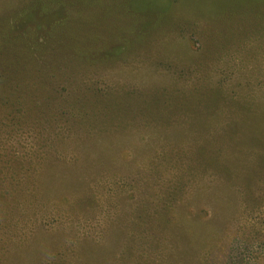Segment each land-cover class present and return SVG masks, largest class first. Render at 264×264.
<instances>
[{
  "label": "rangeland",
  "instance_id": "rangeland-1",
  "mask_svg": "<svg viewBox=\"0 0 264 264\" xmlns=\"http://www.w3.org/2000/svg\"><path fill=\"white\" fill-rule=\"evenodd\" d=\"M128 6L0 0V264H264V0Z\"/></svg>",
  "mask_w": 264,
  "mask_h": 264
},
{
  "label": "trees",
  "instance_id": "trees-1",
  "mask_svg": "<svg viewBox=\"0 0 264 264\" xmlns=\"http://www.w3.org/2000/svg\"><path fill=\"white\" fill-rule=\"evenodd\" d=\"M135 2V0H134ZM168 2L169 0H137V4L140 8H135L133 5H132V2L131 0H127V3H128V8L131 7L133 9H139V10H142L141 12H145L147 11L148 13H150V9H149V6L147 5H150V4H154V6L156 7H161L163 9H165L167 6H168ZM32 14L28 12V14L26 13L25 17H24V20L25 21H30V19H32Z\"/></svg>",
  "mask_w": 264,
  "mask_h": 264
}]
</instances>
